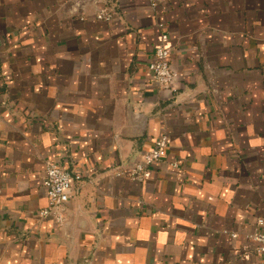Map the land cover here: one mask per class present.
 <instances>
[{
  "label": "crops",
  "instance_id": "crops-1",
  "mask_svg": "<svg viewBox=\"0 0 264 264\" xmlns=\"http://www.w3.org/2000/svg\"><path fill=\"white\" fill-rule=\"evenodd\" d=\"M48 161L81 176L63 227L39 217ZM260 220L264 0H0V264H264Z\"/></svg>",
  "mask_w": 264,
  "mask_h": 264
},
{
  "label": "built area",
  "instance_id": "built-area-1",
  "mask_svg": "<svg viewBox=\"0 0 264 264\" xmlns=\"http://www.w3.org/2000/svg\"><path fill=\"white\" fill-rule=\"evenodd\" d=\"M151 7L156 8L160 0H149ZM112 11L104 6L97 14L100 21H111ZM167 35H162L161 43L155 50L154 59L149 65L152 81L157 89L170 92L174 96L179 90L180 77L170 62V49L167 48ZM169 139L161 136L155 141L154 147L145 153L141 162L136 164L128 175L134 182L145 183L151 178L152 169L159 165L167 156ZM178 168V163L172 164ZM81 176L75 175L63 168L62 165L48 161L43 181L46 190L48 206L39 212L41 219H52L57 227H63L67 221L66 208L72 197L74 183L79 182ZM262 231L251 236L258 244L257 252L264 255V220L258 222Z\"/></svg>",
  "mask_w": 264,
  "mask_h": 264
}]
</instances>
